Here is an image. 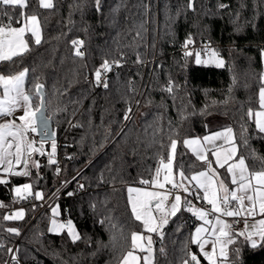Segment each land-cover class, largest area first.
Returning <instances> with one entry per match:
<instances>
[{
    "label": "trees",
    "instance_id": "obj_1",
    "mask_svg": "<svg viewBox=\"0 0 264 264\" xmlns=\"http://www.w3.org/2000/svg\"><path fill=\"white\" fill-rule=\"evenodd\" d=\"M29 3V11L36 8V0ZM53 3V9H39L42 43H32L31 51L15 65L0 63V73L35 69L45 84L55 112L51 120L57 161L48 165V154L42 156L38 181L35 169L31 178L4 177L10 183L0 185V203L9 207L0 208V218L15 207H24L26 217L0 219V242L17 250L0 248V264H117L120 253L105 247L112 234L98 221L108 216L126 230L141 231L140 222L131 216L127 187L140 185V178L154 173L160 144L167 145L172 133H178L174 136L178 141L204 136L210 115L227 118L239 132L248 108H258L264 73V0H194V10L187 6L188 0H101V11L94 0ZM221 3L226 7L219 8ZM137 30L142 38L136 36ZM189 36L197 44L210 40L225 66L197 64L194 55L185 59L181 45ZM73 39L84 40V59L74 57ZM121 53V67L111 72L109 88L94 87L95 69L104 59H120ZM137 55L143 64L136 62ZM32 79L30 72L26 87ZM129 80L136 95L128 92ZM170 80L172 93L166 91ZM129 106L131 119L125 121ZM247 123L251 147L264 157V135L257 134L251 121ZM176 162L195 164L194 172L203 170L182 143L177 145ZM249 163L259 167L258 161ZM29 182L35 184L34 191L44 193L43 200L70 182L58 203L61 217L74 221L80 240L73 243L66 232L47 231L50 207L41 210L43 200L30 197L12 203L11 188ZM196 223L187 211L171 218L163 242L154 235L155 264H180L181 246ZM7 227H16L21 234L2 230ZM242 240L229 246L230 258L231 249L241 247L242 264H264V246L251 248ZM161 247L166 255L159 254ZM192 251L198 252L195 245ZM201 261L207 264L202 257Z\"/></svg>",
    "mask_w": 264,
    "mask_h": 264
},
{
    "label": "snow or ice",
    "instance_id": "obj_2",
    "mask_svg": "<svg viewBox=\"0 0 264 264\" xmlns=\"http://www.w3.org/2000/svg\"><path fill=\"white\" fill-rule=\"evenodd\" d=\"M94 3L96 10L101 11V0H94ZM187 6L194 10V0H188ZM29 7V0H0V63L15 65L31 51L32 43H42L43 26L39 9H53V0H36V8L29 11ZM225 7L226 5L219 4V8ZM141 30H137V37L142 38ZM193 43V38L189 36L182 45L185 59L194 55L197 64L208 62L201 59L200 51L193 53L188 50L189 45ZM70 45L74 57L85 58L86 53L82 50L84 40L73 39ZM203 51L217 67L225 66V61L217 50L208 47ZM261 56L264 57V48L261 49ZM122 59V53L120 59H104L93 73V86L108 89L107 73L114 67H121ZM136 62L144 63L139 55ZM30 72L33 79L29 82L31 86L26 87V77ZM127 84L128 92L136 95L137 89L133 81L129 80ZM166 91L173 92L171 80ZM17 112L21 114L16 115ZM131 112L132 107L129 106L124 114L125 121L131 119ZM54 114L53 100L46 93L45 84L35 76V69L23 68L19 72L0 73V185L7 186L10 183L9 179L3 177L31 178L33 169L37 170L36 180L42 179L38 171L42 165L35 157L45 154L44 146L49 140L51 152L48 153L47 164H57L54 158L56 141L54 133L49 131V121ZM245 118L246 123L240 126L239 132H235L232 127H226L211 135L185 138L182 141L174 138L178 133H172L168 137L167 145L160 144L158 164L154 173L149 178H140L142 187L127 189L131 216L134 221L140 222L137 227L141 228V231L126 230L123 226L113 223L112 218L108 216L98 221L101 225H107L112 234L110 245L105 247L111 246L114 252L120 253L116 258L117 264H155L152 234H156L162 243L164 228L170 219L177 217L178 213L183 215L185 211L202 223L182 244L180 264H202L201 257L207 264H242V248L231 249V258L229 250V246L237 244L241 237V243L251 248L264 246V157L257 155L251 147L252 137L247 123L251 121L257 134L264 135V73L260 76L258 108L249 107ZM37 132L39 140L32 135ZM178 143H182L191 151L196 161L203 165V170L194 172L195 164L186 167L176 162ZM209 154L214 159H210ZM249 160L258 161L259 167L249 163ZM220 169H224V173H221ZM56 171L59 172L58 167ZM34 188L35 184L32 182L14 185L11 188L14 193L12 203L30 197L43 200L44 193L34 191ZM68 195L73 193L69 192ZM194 201L206 202L210 208L198 207ZM90 206L95 208V205ZM7 207L9 205L0 203V208ZM35 207L34 204L33 209ZM50 208L51 217L47 231L55 234L66 232L73 243L80 240L82 237L73 221L58 219L61 215L58 206ZM24 216V210L20 209L5 213L0 219L23 220ZM225 218H232V222ZM249 220L252 222L249 223ZM241 222L243 229L233 231L234 224ZM2 230L16 236L21 234L16 227ZM193 245L197 247L198 252L192 251ZM0 248L9 253L17 251L6 248L2 242ZM159 254L166 255L163 247L159 249ZM12 259H16L15 255Z\"/></svg>",
    "mask_w": 264,
    "mask_h": 264
},
{
    "label": "rangeland",
    "instance_id": "obj_3",
    "mask_svg": "<svg viewBox=\"0 0 264 264\" xmlns=\"http://www.w3.org/2000/svg\"><path fill=\"white\" fill-rule=\"evenodd\" d=\"M201 59L203 60V61H208V62H206V63H201V64H204V65H212V66H216L215 65V63L214 62H211V60L209 59V55H205V56H202L201 55ZM218 116V115H217ZM221 117V116H220ZM224 118V117H223ZM226 128V127H225ZM224 128H222L220 131H222ZM213 134V133H212ZM34 137H36L37 135H36V133H34V134H32ZM46 145H47V143L45 144V146H44V152L46 153V154H48L49 152H51V142L49 143V150H48V148L46 147ZM56 155V154H55ZM209 156H210V159H214V158H212L211 157V155L209 154ZM39 157H40V155H39ZM54 158H56V157H54ZM213 166L214 167H216L215 166V164H213ZM0 177H2V174L0 175ZM4 178V177H3ZM20 185H23V184H20ZM229 186H231V185H229ZM128 187H142V185H129ZM128 187H127V189H128ZM14 194V193H13ZM53 194H55V195H53ZM53 194H51L49 197H47L46 198V200H50V199H54V198H58V196H57V192L55 191ZM127 195H128V191H127ZM38 201H41V200H38ZM52 207H55V206H58L59 207V209H60V206H59V203H58V201H56V202H54V203H52V205H51ZM197 206L198 207H201L202 205H200V204H197ZM202 207H205V208H210V205H207L206 204V202H205V206H202ZM20 209H23L24 210V212H25V216H24V218L26 217V209L24 208V207H15V208H12V209H10L7 213H12V212H14V211H16V210H20ZM50 209V217H51V208H49ZM42 210V209H41ZM257 218H259V217H257ZM58 219H60V220H68V219H63L62 217H61V215L58 217ZM196 219V218H195ZM225 219H227L228 221L230 220V218H225ZM197 220V219H196ZM252 221L251 220H249V223H251ZM73 223H74V221H73ZM202 222L201 221H199V220H197V223H196V226H195V228L196 227H198L200 224H201ZM74 225H75V223H74ZM76 226V225H75ZM166 227V226H165ZM195 228H194V230H195ZM76 230L78 231V233H79V230H78V228L76 227ZM194 230H193V233H194ZM52 234H55V233H52ZM80 234V233H79ZM146 235H147V233H146ZM154 235H156V234H152V236H153V239H154ZM153 248H154V246H153ZM208 250H210V245L208 246ZM138 255H143V253H137ZM154 256H155V251H154ZM141 264H143V262H141Z\"/></svg>",
    "mask_w": 264,
    "mask_h": 264
},
{
    "label": "built area",
    "instance_id": "obj_4",
    "mask_svg": "<svg viewBox=\"0 0 264 264\" xmlns=\"http://www.w3.org/2000/svg\"><path fill=\"white\" fill-rule=\"evenodd\" d=\"M182 45H183V44H182ZM182 45H181V51H182V53L184 54V49L182 48ZM208 47L213 48L212 43H211L210 40H206L205 42L200 43V44L193 43V44L189 45L188 50H189V51H192L193 53H195V52H197V51H200V52H201V55H208L205 51H203L204 49H206V48H208ZM153 61H155V59H154ZM114 69H115V67L112 69V71H113ZM112 71H111V72H112ZM111 72L107 73V79H108V80H109V76H110ZM92 78H93V76H91V79H92ZM101 87H102V86H101ZM35 138H36L37 140H39L37 136H36ZM38 160L40 161V163H43V162H44V159H43L42 156H40ZM69 183H70V182H69ZM69 183L65 184L60 190L57 191V196H58V198H54V199H50V200H43V201H41V203H42V210H43V209H46V208H49V207L52 205V203L58 201V199H59L60 196H61V192L64 190V188H66V187L68 186ZM194 203H196V204H200V205H202V206H205V202H202V203H201V202H195V201H194ZM243 226H244V225H243L242 222L239 223V224H234L232 230H233V231H236V230H238V229L243 228Z\"/></svg>",
    "mask_w": 264,
    "mask_h": 264
},
{
    "label": "crops",
    "instance_id": "obj_5",
    "mask_svg": "<svg viewBox=\"0 0 264 264\" xmlns=\"http://www.w3.org/2000/svg\"><path fill=\"white\" fill-rule=\"evenodd\" d=\"M263 67H264V57H263ZM19 114L21 113L20 112L16 113V115H19ZM206 127H207V133L205 135H211L212 133L220 131L222 128L231 127V126L227 118L225 117L223 118L217 115H210L206 119ZM191 138H194V137H191ZM229 222H232V218H230Z\"/></svg>",
    "mask_w": 264,
    "mask_h": 264
},
{
    "label": "water",
    "instance_id": "obj_6",
    "mask_svg": "<svg viewBox=\"0 0 264 264\" xmlns=\"http://www.w3.org/2000/svg\"><path fill=\"white\" fill-rule=\"evenodd\" d=\"M49 131H51L52 133H54V128H53V123H52V120L49 121ZM38 139H40V136H39V132L36 133ZM54 139H55V133H54ZM51 141V140H49Z\"/></svg>",
    "mask_w": 264,
    "mask_h": 264
}]
</instances>
